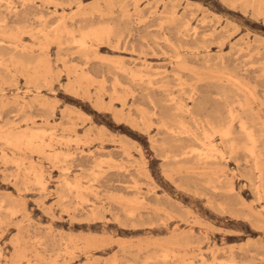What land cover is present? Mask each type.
Returning <instances> with one entry per match:
<instances>
[{"label": "rangeland", "instance_id": "rangeland-1", "mask_svg": "<svg viewBox=\"0 0 264 264\" xmlns=\"http://www.w3.org/2000/svg\"><path fill=\"white\" fill-rule=\"evenodd\" d=\"M0 2V264H264L239 121L201 158L175 109L194 95L221 125L256 99L261 132L264 0Z\"/></svg>", "mask_w": 264, "mask_h": 264}, {"label": "bare ground", "instance_id": "bare-ground-1", "mask_svg": "<svg viewBox=\"0 0 264 264\" xmlns=\"http://www.w3.org/2000/svg\"><path fill=\"white\" fill-rule=\"evenodd\" d=\"M10 1V0H9ZM2 2V1H1ZM0 2V4H2ZM4 2V1H3ZM7 2V1H6ZM13 2V1H12ZM62 2H63V0H62ZM116 2V1H115ZM59 3V2H58ZM123 3V2H122ZM114 4V3H113ZM117 4H120V3H117ZM65 5V4H64ZM68 5V4H67ZM7 6V5H6ZM49 6V5H48ZM174 6V5H173ZM120 7H121V5H120ZM258 7V6H257ZM5 9V8H4ZM9 9H10V7H9ZM12 9V8H11ZM57 9V8H56ZM18 10V9H17ZM256 10V9H255ZM9 11H11V10H9ZM74 13V12H73ZM174 13H176V12H174ZM139 14V13H138ZM181 16V15H180ZM40 17V16H39ZM161 17V16H160ZM45 18V17H44ZM168 18V17H167ZM185 18V17H184ZM166 20V19H165ZM177 20H178V18H177ZM179 21V20H178ZM182 22H183V20H182ZM188 23V22H187ZM92 24V23H91ZM184 24V23H183ZM17 26V25H16ZM57 26V25H56ZM184 26H187V25H184ZM33 27V26H32ZM80 27V26H79ZM40 28V27H39ZM29 29H31V28H29ZM80 29V28H79ZM91 29V28H90ZM105 29V28H104ZM110 29H112V28H110ZM82 30V29H81ZM188 30V29H187ZM68 31V30H67ZM93 30H91L90 32H92ZM103 32H106V31H104V30H102ZM108 32H110V31H108ZM80 33V32H79ZM94 33V32H93ZM92 33V34H93ZM86 34V33H85ZM3 35V34H2ZM10 35V34H9ZM96 35H97V31H96ZM12 36V35H11ZM85 36V35H84ZM108 36H109V34H108ZM207 36V35H206ZM229 36V35H228ZM89 37V36H88ZM94 37V36H93ZM196 37V36H195ZM84 38H87V37H83V39L80 41V43H81V45L82 46H85L86 45V41H85V39ZM76 39V38H75ZM168 39V38H167ZM204 39V38H203ZM99 40V39H98ZM100 41V40H99ZM169 41V40H168ZM102 42V41H101ZM170 43V42H169ZM204 43V42H203ZM222 43V42H221ZM224 43V42H223ZM6 44V43H5ZM80 45V46H81ZM202 46V45H201ZM20 48V47H19ZM45 48V47H44ZM18 49V48H17ZM189 49H191V48H189ZM194 51V50H193ZM166 52V51H165ZM87 55V54H86ZM179 57V56H178ZM38 59V58H37ZM209 63V62H208ZM11 64V63H10ZM173 65V64H172ZM225 65V64H224ZM78 66V65H77ZM123 66H124V64H123ZM246 69V68H245ZM131 74H134V73H131ZM85 75V74H84ZM88 77V76H87ZM134 77V76H133ZM135 77H137L136 75H135ZM134 77V78H135ZM151 77V76H150ZM2 78V77H1ZM228 78V77H227ZM119 79L117 78V81H118ZM159 80V79H158ZM158 80H156V81H158ZM234 80V79H233ZM151 82V81H150ZM228 82L229 83H232V81L231 80H228ZM235 82H236V79H235ZM239 82V81H238ZM237 82V83H238ZM134 83V82H133ZM211 84H213V83H211ZM211 84H210V86H211ZM239 85L241 84L240 82L238 83ZM152 85V84H151ZM181 85V84H180ZM222 85V84H221ZM191 86V85H190ZM209 86V84H208V87H210ZM175 87H177V86H175ZM218 87V86H217ZM219 87H220V85H219ZM227 87V86H226ZM228 87H230V86H228ZM221 88H223L224 89V87H222L221 86ZM130 89V88H129ZM210 89V88H209ZM216 89V88H215ZM231 89H233V88H231ZM235 90V89H234ZM196 91V90H195ZM218 91V90H217ZM225 91V90H224ZM191 92V91H190ZM219 92H220V95L222 94L221 93V91L219 90ZM228 92V91H227ZM233 91H231V93H232ZM236 92V94L235 95H238L237 94V91H235ZM194 93V92H193ZM197 93H198V91H197ZM229 93H230V89H229ZM185 94V93H184ZM211 94V93H210ZM209 94V95H210ZM225 94V93H224ZM228 94V93H227ZM251 94H253L252 92H251ZM129 95V94H128ZM208 95V94H207ZM223 95V94H222ZM221 95V96H222ZM231 95V94H230ZM234 95V96H235ZM182 96V95H181ZM189 96V95H188ZM217 96V95H216ZM226 96V95H225ZM228 96V95H227ZM226 96V97H227ZM168 97V96H167ZM203 97V96H202ZM223 97V96H222ZM165 98V99H164ZM178 98V97H177ZM190 99H191V101H192V105H190V103H188V101H185V98H182V99H184V100H181L180 99V101L178 100V101H176V103H175V109L177 110V111H179V112H182L183 114H185L186 116H188V117H190V119H192V120H194V121H196V122H200L202 125H203V130H204V133H203V137H204V144L202 143V145H205L203 148L204 149H202V150H204V151H201V150H199V151H201L200 152V156L199 157H201V158H208V159H210V158H213V159H216V158H219V157H221L222 159L223 158H226L227 156H225V157H223L224 155H225V153H223L222 152V150H221V147L218 145V143H217V141H215L214 140V138L216 137V136H220V138H221V141L224 143V144H226V146H228L231 150H233L234 149V147H236V145H235V134H233V122L235 121V120H238L239 121V127H240V132L243 134V135H245V137L247 138V140L249 141V145H248V147L246 148L247 149V152L249 153V156L251 157V159H252V161H253V165H251L252 167H253V169H252V167H251V169H252V171L254 170V172H256V178L255 179H257V181L259 182V185H257L256 183V185H257V187H256V192H257V195H259V196H262L263 195V193H264V146H261V142H264V124H261V126H262V128H261V132H256V130L254 129V126L252 125V124H250L251 122H249L248 120H252V121H255V119H258V118H260V115H261V113H260V111H261V107H262V105H263V103L261 104V103H259L258 101H256V99H253V100H251V101H248V102H240L239 104H240V106H241V109H240V111L238 110V112L237 111H234V110H230L229 111V121L228 122H226L225 124H221V125H219V124H217V122L218 121H221V120H219V119H221L224 115H227V114H225L224 113V115L223 116H221V115H216V118L218 119V121L216 122V124H214V123H212V119L213 118H215V117H213V113H212V117L213 118H211V111H212V109L211 110H209V108H208V103H205L206 101H197V99L195 98V96L194 95H191L190 97H189ZM204 99H205V97H203ZM217 98V97H216ZM215 98V99H216ZM225 98V97H224ZM163 99H164V101L166 102V97H163ZM214 99V98H213ZM220 99H221V97H220ZM219 99V100H220ZM227 99H231V98H227ZM227 99H224V101L226 100L227 101ZM232 99H234V98H232ZM231 99V100H232ZM240 99V98H239ZM242 99V98H241ZM200 100V99H199ZM230 100V101H231ZM235 100V99H234ZM233 100V101H234ZM174 102H175V100H173ZM241 101V100H240ZM243 101V100H242ZM153 102V101H152ZM172 102V101H171ZM215 102V101H214ZM213 102V103H214ZM232 102V101H231ZM164 103V102H163ZM233 103V102H232ZM210 104V103H209ZM234 104V103H233ZM155 105V104H154ZM157 105V104H156ZM217 105V104H216ZM226 105H228V104H226ZM140 106V105H139ZM160 106V105H159ZM224 106V105H223ZM230 106V105H229ZM163 107V106H162ZM213 107H215V106H213ZM233 107V106H232ZM162 109V108H161ZM172 109V108H171ZM174 109V108H173ZM220 109H221V107H220ZM222 109H224V107L222 108ZM21 110V109H20ZM167 110V109H166ZM213 110H215V109H213ZM224 111V110H223ZM20 112V111H19ZM216 112V111H215ZM160 113H162V112H160ZM208 113V114H207ZM218 113H219V110H218ZM221 113V112H220ZM222 114V113H221ZM55 115V114H54ZM53 115V116H54ZM163 116H165V113H164V115ZM228 116V115H227ZM167 117V116H166ZM225 117V116H224ZM43 118V117H42ZM50 118V117H49ZM227 118L228 117H226V119L224 120V121H226L227 120ZM136 119V118H135ZM215 120V119H214ZM214 120H213V122H214ZM258 122V121H257ZM28 123V122H27ZM221 123H223V122H221ZM256 124V123H255ZM75 125V124H74ZM200 126V124L198 125V127ZM166 127V126H165ZM172 127V126H171ZM256 127V126H255ZM5 128V127H4ZM167 128V127H166ZM195 128V127H194ZM201 129V128H200ZM29 130H31V129H29ZM28 129L26 130V132L27 131H29ZM169 130L170 131H172V132H174V133H178V134H192L190 131H189V129L187 128V126H186V124H185V122H182V120H179V128H171L170 129V127H169ZM195 130V129H194ZM197 130V129H196ZM199 130V129H198ZM197 130V131H198ZM47 131V130H46ZM45 132V131H44ZM1 133V132H0ZM37 133H38V131H37ZM40 133V132H39ZM51 133V132H50ZM49 133V134H50ZM6 134V133H5ZM21 134H23V133H21ZM20 134V135H21ZM197 134H199L198 132H197ZM242 134L240 135V136H242ZM9 135V134H8ZM17 135V134H16ZM29 135V134H28ZM171 135V134H170ZM169 135V136H170ZM192 135H194V134H192ZM10 136H12V135H10ZM23 136V135H22ZM21 136V137H22ZM26 136V135H25ZM182 136H184V135H181V137ZM189 136V135H188ZM163 137V136H162ZM174 137V136H173ZM244 137V136H243ZM1 138H2V136H1ZM9 138V137H8ZM40 138V137H39ZM57 138V137H56ZM171 138V137H170ZM170 138H168V139H170ZM184 138H186V137H184ZM189 138V137H188ZM195 138H196V134H195ZM2 139H5V138H2ZM15 139V138H14ZM13 139V140H14ZM19 140H20V137L18 138ZM165 138H163V140H164ZM167 139V140H168ZM173 139V138H172ZM175 139L176 140H178L179 139V137H178V139L175 137ZM183 139V138H182ZM197 140H198V138H196ZM6 140V139H5ZM11 140V139H10ZM31 140V139H30ZM41 140V139H40ZM191 140V139H190ZM12 141V140H11ZM10 141V142H11ZM16 141H18V140H16ZM64 141V140H63ZM173 141V140H172ZM9 142V143H10ZM14 142V141H13ZM32 142V141H31ZM45 142V141H44ZM183 142V141H182ZM192 142V141H191ZM20 143V142H19ZM23 143V142H22ZM33 143V142H32ZM163 143H165V142H163ZM184 143V142H183ZM182 143V144H183ZM189 143V142H188ZM193 143H195V142H193ZM260 143V144H259ZM10 144H14V143H10ZM49 144V143H48ZM197 144V143H196ZM34 145V144H33ZM194 145V144H193ZM201 145V146H202ZM181 146H184V145H181ZM199 146V145H198ZM50 147V146H49ZM193 147V146H192ZM196 147H197V145H196ZM18 148V147H17ZM39 148V147H38ZM188 148H189V145H188ZM193 148H191V150H192ZM197 149V148H196ZM189 150V149H188ZM198 150V149H197ZM197 150H195V151H197ZM193 151V150H192ZM2 152V151H1ZM4 152V151H3ZM187 152V151H186ZM198 152V151H197ZM167 153H169V152H167ZM189 153H193V152H189ZM178 154V153H177ZM224 154V155H223ZM3 155V154H2ZM173 155H175L174 153H173ZM172 154H171V156H173ZM180 155V154H179ZM192 155V154H191ZM6 156V154H4V157ZM170 156V155H169ZM169 156H168V158H169ZM60 157V156H59ZM68 157V156H67ZM183 157V156H182ZM182 157H180V158H182ZM192 158V157H191ZM13 159V158H12ZM107 159V158H106ZM195 159V158H194ZM174 160H176V159H174ZM234 160V159H233ZM236 160H237V158H236ZM247 160V159H246ZM9 161V160H8ZM107 161V160H106ZM186 161H188V160H186ZM185 161V162H186ZM239 161V160H238ZM248 161H250V160H248ZM113 162H114V160H113ZM179 162V161H178ZM19 163H20V161H19ZM250 163V162H249ZM24 164V163H23ZM106 164V163H105ZM225 166V165H224ZM20 167V166H19ZM26 168V167H25ZM33 168V167H32ZM247 168V167H246ZM245 168V169H246ZM110 169V168H109ZM238 169V168H237ZM86 170V169H85ZM26 171H27V169H26ZM31 171V170H30ZM68 171V170H67ZM84 171V170H83ZM29 172V171H28ZM248 174H249V172H247ZM250 173H252V172H250ZM36 174V173H35ZM241 175V174H240ZM255 174H253V176H254ZM245 176H247V175H245ZM11 177V176H10ZM61 177V176H60ZM6 178V177H5ZM40 178H41V176H40ZM39 178V179H40ZM239 178V177H238ZM248 178V177H247ZM249 180V179H248ZM41 181V180H40ZM39 181V182H40ZM221 181V180H220ZM250 181H251V179H250ZM68 181L66 180V183H67ZM15 183V182H14ZM71 183V182H70ZM254 183V182H253ZM46 184V183H45ZM250 184H252V183H250ZM28 185V184H27ZM72 185V184H71ZM67 186V185H66ZM75 186V184L73 185V187ZM78 186V185H77ZM254 185H252V187H253ZM20 187V186H19ZM69 187H71V186H69ZM219 187V186H218ZM80 187H78V189H79ZM132 188V187H131ZM190 189V188H189ZM216 189H218V188H216ZM233 189V188H232ZM253 189H255V188H253ZM57 190V189H56ZM68 190V189H67ZM234 190V189H233ZM251 190V189H250ZM64 191H65V189H64ZM218 191V190H217ZM254 191V190H253ZM58 193V192H57ZM197 193V192H196ZM201 193V192H200ZM80 194V193H79ZM83 194V193H82ZM255 194V193H254ZM71 195V194H70ZM69 195V196H70ZM229 196V195H228ZM232 196H233V194H232ZM257 197V196H256ZM67 198V197H66ZM107 198V197H106ZM258 198V197H257ZM256 198V199H257ZM42 200V199H41ZM69 200V199H68ZM258 200V199H257ZM259 200H261L260 198H259ZM86 201V200H85ZM144 201V200H143ZM260 202H262V200L260 201ZM94 203V202H93ZM254 203V202H253ZM65 205V204H64ZM211 205V204H210ZM213 208V207H212ZM229 208H231V207H229ZM263 208H264V206H263ZM215 210V209H214ZM16 211V210H15ZM218 211V210H217ZM131 214V213H130ZM250 214V213H249ZM235 215V214H234ZM102 216V215H101ZM118 216V215H117ZM244 216V215H243ZM88 217V216H87ZM90 218V217H89ZM101 218V217H100ZM106 218V217H105ZM166 218V217H165ZM163 219V218H162ZM165 221V220H164ZM144 222V221H143ZM167 223V222H166ZM158 224V223H157ZM256 227V226H255ZM175 228V227H174ZM38 241V240H37ZM40 244V243H39ZM249 249V248H248ZM69 250V249H68ZM71 253V252H70ZM2 256V255H1ZM56 259V258H55ZM185 262V261H184ZM230 262V261H229ZM232 262V261H231ZM37 263V262H36Z\"/></svg>", "mask_w": 264, "mask_h": 264}]
</instances>
